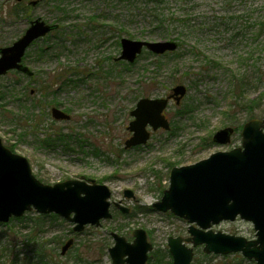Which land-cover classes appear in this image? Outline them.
<instances>
[{"label":"rangeland","instance_id":"obj_1","mask_svg":"<svg viewBox=\"0 0 264 264\" xmlns=\"http://www.w3.org/2000/svg\"><path fill=\"white\" fill-rule=\"evenodd\" d=\"M30 1L0 0V47L18 40L37 17L57 24V32L28 47L23 62L34 77L17 70L0 75V138L28 158L42 182L94 178L112 189V202H121L130 212L113 204L111 218L82 231L57 213L38 218L39 213L26 212V220L0 223V264H42L36 253L40 246L48 264H112L111 232L133 241L138 227L147 230L153 244L147 264H173L168 238L190 236V223L152 204L169 186L173 166L240 145L244 123L264 115V0H188L182 7L192 27L165 30L132 18L127 0ZM13 8L18 12L11 15ZM123 37H180L184 42L175 39L173 53L144 48L128 62L118 59ZM178 84L187 92L180 104L172 100L164 111L170 129L148 126L147 143L126 148L137 101L166 97ZM53 107L70 119L54 118ZM226 126L234 127L231 142L213 140ZM126 189L135 197H126ZM36 224L39 238L27 242L25 236ZM212 227L256 237L253 223L241 218ZM71 238L73 244L62 254ZM187 244L194 250L192 264H257L241 252L206 253L203 244Z\"/></svg>","mask_w":264,"mask_h":264},{"label":"water","instance_id":"obj_2","mask_svg":"<svg viewBox=\"0 0 264 264\" xmlns=\"http://www.w3.org/2000/svg\"><path fill=\"white\" fill-rule=\"evenodd\" d=\"M38 0L31 3L36 4ZM41 17L30 22L23 35L6 47H0V75L10 70H19L28 75L33 71L23 63L28 47L37 39L57 28ZM122 51L118 59L134 62L147 48L155 54L175 51L178 42L174 39L148 41L123 37ZM187 88L183 84L173 87V93L166 97L140 98L131 111L133 120L128 130L132 133L125 141V147L146 144L151 132L159 128L170 129V122L164 113L171 99L181 103ZM51 113L56 119H70V115L59 107ZM234 127L218 129L213 140L228 144ZM169 186L160 200L152 207L187 220L190 236L171 235L168 246L174 264H192L193 246L203 244L206 253L241 252L244 256L264 264V115L251 118L241 130V144L228 150H218L195 163L173 166L169 173ZM112 189L96 179L83 175L53 184L42 182L33 173L27 157L14 152L0 138V222L21 217L26 212L57 213L75 223L74 230L82 231L87 225L100 226L103 219L111 218ZM124 195L134 198L132 190ZM124 213L130 208L115 201ZM242 218L253 223L256 237L249 239L215 231L214 224L235 221ZM115 242L108 248L112 264H147L153 244L147 230L138 227L133 231L134 239L129 241L118 232H111ZM74 240L69 239L62 247L65 254Z\"/></svg>","mask_w":264,"mask_h":264},{"label":"trees","instance_id":"obj_3","mask_svg":"<svg viewBox=\"0 0 264 264\" xmlns=\"http://www.w3.org/2000/svg\"><path fill=\"white\" fill-rule=\"evenodd\" d=\"M128 6H130V14L136 17L137 20L144 21L149 26L159 28L162 30L165 29H172L173 27H177V25H181L182 28L187 29L189 27H192V19L188 16V13L186 12V9L182 7V5H186L188 0H127ZM179 3V6L177 3ZM178 6V7H177ZM182 8H181V7ZM64 9V8H62ZM183 9V10H182ZM17 11V8H13V10H9V14L14 15ZM64 13H68L64 9ZM18 14V13H17ZM131 16V15H130ZM129 16V17H130ZM96 19L95 17H92V20ZM54 32H57L56 30ZM51 34V33H50ZM49 35V34H48ZM178 40L179 44H183L184 39L180 37L174 38V40ZM45 49H42V52H44ZM175 51H171L168 53H173ZM26 55L24 56L25 59ZM29 77H34L29 76ZM43 87V86H42ZM46 88H51V86H48ZM31 93V92H29ZM13 150V147H11ZM34 213V212H33ZM42 214H38V218ZM28 216V213H26L22 217L12 218L11 220H26ZM2 223V222H0ZM39 225L36 224L35 228L31 230V233L29 236H25L29 240L38 239L40 235L39 231ZM38 260H40L38 263L42 264H48L45 260V252H43V246H40L39 249L36 250Z\"/></svg>","mask_w":264,"mask_h":264},{"label":"flooded vegetation","instance_id":"obj_4","mask_svg":"<svg viewBox=\"0 0 264 264\" xmlns=\"http://www.w3.org/2000/svg\"><path fill=\"white\" fill-rule=\"evenodd\" d=\"M22 1H24V0H16V2H18V3H21ZM32 1H33V0L30 1V4H31V5H36V4H38V2H37L36 4H32V3H31ZM54 31H55V29H53L52 31H50L48 34L53 33ZM48 34H47V35H48ZM11 71H12V70H11ZM17 71H18V70H17ZM22 73H23V72H22ZM113 204H114L116 207H118V206L115 204V201L113 202ZM113 204H112V205H113ZM118 208H119V207H118ZM120 210H121V209H120ZM173 264H174V263H173Z\"/></svg>","mask_w":264,"mask_h":264}]
</instances>
